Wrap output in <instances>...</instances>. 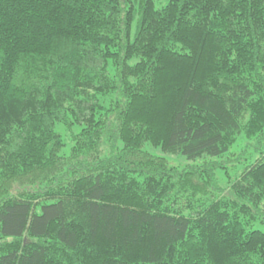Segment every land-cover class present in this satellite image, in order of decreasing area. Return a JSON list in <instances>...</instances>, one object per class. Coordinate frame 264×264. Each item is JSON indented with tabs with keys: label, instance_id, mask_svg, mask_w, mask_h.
<instances>
[{
	"label": "trees",
	"instance_id": "1",
	"mask_svg": "<svg viewBox=\"0 0 264 264\" xmlns=\"http://www.w3.org/2000/svg\"><path fill=\"white\" fill-rule=\"evenodd\" d=\"M159 1L0 0V264H264V0Z\"/></svg>",
	"mask_w": 264,
	"mask_h": 264
},
{
	"label": "rangeland",
	"instance_id": "2",
	"mask_svg": "<svg viewBox=\"0 0 264 264\" xmlns=\"http://www.w3.org/2000/svg\"><path fill=\"white\" fill-rule=\"evenodd\" d=\"M155 2H156V5H159L160 3H162L159 0H155ZM133 29H134V24L132 26V31H133ZM244 146H245V139H243V137L240 136L237 138L236 142L230 147L229 151H227L224 155H222V157L219 158V160L224 162V164L226 165V168L229 169L230 175L233 174V169L231 168V165L234 164L236 162L235 159L241 155V152H242ZM145 148L149 152H151L155 155L164 156L167 159V161L169 162V164L174 165V166H178L180 169L183 168L188 163H195V162L199 161V160H195V161L189 160L181 154L164 153L159 148L153 147L148 143L146 144ZM248 158H250L249 155H248ZM243 160H242L241 164L236 162L238 167H241L243 162H246V160L245 161H243ZM224 170H225V168H218L217 174H216L217 175V185H219L221 187L226 185L227 177L224 174ZM254 227L258 228L264 232V223H254Z\"/></svg>",
	"mask_w": 264,
	"mask_h": 264
}]
</instances>
